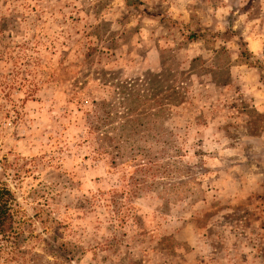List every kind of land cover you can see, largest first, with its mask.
<instances>
[{"label": "clouds", "instance_id": "9594fccd", "mask_svg": "<svg viewBox=\"0 0 264 264\" xmlns=\"http://www.w3.org/2000/svg\"><path fill=\"white\" fill-rule=\"evenodd\" d=\"M0 190V264H264V0H0Z\"/></svg>", "mask_w": 264, "mask_h": 264}, {"label": "rangeland", "instance_id": "374dc122", "mask_svg": "<svg viewBox=\"0 0 264 264\" xmlns=\"http://www.w3.org/2000/svg\"><path fill=\"white\" fill-rule=\"evenodd\" d=\"M75 19V18H72ZM163 22V21H162ZM93 52H96V62L97 63H104V55L106 53H101V51L97 48L96 43L94 41H89L88 44L85 45V55L86 57H90ZM115 67V65H113ZM32 73H44V75L41 76L40 82L35 83L30 88V95L35 93L40 86V83H44L45 86L51 81H63L65 79L66 75H70L71 73H64V72H50L48 68L45 66V64L41 61H37L36 65L32 69ZM32 82L29 81L27 78L24 80L25 86L31 84ZM99 89V85H93L89 84L87 88L80 89L76 92V94L71 98L72 101L75 103H72L71 107L73 110H77V105H83L85 101L89 98L90 92L93 96V102L96 100L102 99L104 92L103 90L96 91ZM82 110V109H80ZM87 159V157H85ZM253 196H255V193H253ZM252 198V197H250ZM129 210L120 209L117 211V216L119 217L118 223L123 224H131L132 218L129 216ZM254 214L258 217H264V200H258L255 209ZM152 221L147 220L146 221V227H151ZM15 257H12V260L15 261Z\"/></svg>", "mask_w": 264, "mask_h": 264}, {"label": "trees", "instance_id": "16d2710c", "mask_svg": "<svg viewBox=\"0 0 264 264\" xmlns=\"http://www.w3.org/2000/svg\"><path fill=\"white\" fill-rule=\"evenodd\" d=\"M6 196H9V192L7 190H0V201H3ZM9 219L10 217L7 215V208L0 207V229H2L5 221Z\"/></svg>", "mask_w": 264, "mask_h": 264}]
</instances>
